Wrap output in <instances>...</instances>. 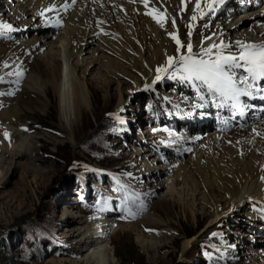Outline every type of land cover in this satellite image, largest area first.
Segmentation results:
<instances>
[{
    "label": "rangeland",
    "instance_id": "obj_1",
    "mask_svg": "<svg viewBox=\"0 0 264 264\" xmlns=\"http://www.w3.org/2000/svg\"><path fill=\"white\" fill-rule=\"evenodd\" d=\"M75 2L72 14L93 20L101 25L102 33L122 44L132 37L133 51L109 55L94 46L88 52L97 51L96 55H84L66 43L67 54L77 56L72 60L74 66L82 64L83 58L87 63L100 60L85 79L90 85V105L70 127L60 119L59 98L52 87L46 109L36 101L21 105L22 118L30 126L24 133V149L17 143L0 145V264H91L88 259L96 248L90 241L99 237L94 230L101 223L106 226L103 246L108 247L110 264H264L263 204L248 202L219 227H208L215 212L224 211L223 187L217 185L212 193L203 184L201 172L190 168L193 153L175 138L182 134L176 121L184 125V118L192 113L181 114L176 107L194 110L189 105L192 94H179L174 106L168 100L169 88L175 87L171 75L159 74L152 87L143 84L137 59L147 46L142 23L125 9L101 0ZM33 8L31 0H0V15L5 17L0 28L17 30L0 42L1 119L21 98L27 100L22 86L26 78L13 80L12 68L17 66L18 72L19 63L34 67L36 60L58 58L56 39L66 24L35 17ZM16 14L26 20L7 23L17 22L12 19ZM44 37L45 46L36 47L31 54L25 49L16 52L20 42ZM75 40L79 47L81 39L75 36ZM152 45L145 55L148 61L154 59ZM85 67L78 68L79 77ZM212 117L196 130L189 126L195 135L186 128L183 132L191 137L204 135L207 129V133L217 132L216 115L206 114L202 119ZM7 137L0 127V142ZM205 140L203 137L194 146L200 148ZM23 152L27 157H18ZM210 152L214 154L213 149ZM184 164L191 176L177 179ZM195 236L200 242H193L185 251L184 244Z\"/></svg>",
    "mask_w": 264,
    "mask_h": 264
},
{
    "label": "bare ground",
    "instance_id": "obj_2",
    "mask_svg": "<svg viewBox=\"0 0 264 264\" xmlns=\"http://www.w3.org/2000/svg\"><path fill=\"white\" fill-rule=\"evenodd\" d=\"M101 1L113 5L114 8L125 9L128 15L142 23L147 46L137 59L142 65L145 87H152L159 74L171 75L175 82L172 85L175 87L169 88L171 96L168 100L176 105L175 101L180 100L179 94H192L189 105L191 104L194 110L200 113L197 117L211 114L220 102H224L220 100L218 103H210L209 97H221L229 102L242 101L241 111L246 114L244 122L240 119L230 121L226 118V114L220 113L216 116L218 119L216 129L219 127L217 132L207 133L210 131L207 129L203 131L204 135L198 137H191L183 132L181 135H175L180 142L179 145L187 152L193 153L190 168L201 172L203 184L211 188L212 193L216 191L217 185L223 187L221 190L226 197L224 211L219 213L214 211L215 215L208 227L213 225L219 227L228 215L230 216L233 211L240 209L248 202L264 205V104L260 101L252 104L245 101L248 90L252 89L250 81L256 73L255 69L259 64H264V0H230L226 8L215 17H212L208 11V5H212V1L215 0ZM236 1L237 4H234ZM31 3L34 4L35 17L41 16L44 20L50 18V23L60 26L66 24V28L56 39L58 58L53 56L36 60L34 67L24 62L19 63L18 72L17 66L14 67L15 70L12 68L13 80L26 78L22 86L23 95L27 100L21 98L16 108L8 109L4 112L3 118H0V127L4 128L8 135L7 140L1 141L0 145L17 143L21 150L24 149V141L26 142L24 133L30 130L29 124L22 118L21 105H33L36 101L46 109L48 90L52 87L59 98L60 119L68 127L75 124L81 110L90 105V85L85 79L91 76L100 60L93 58L92 62L87 63L88 60L83 58L79 61L80 63L82 61V64L78 63L74 66L72 60L77 56L67 54V45H72L84 55L88 53L96 55L97 51L88 52L94 46H98L99 52H108L109 55H120V52L128 54L129 51H133L130 42L132 37L129 40L126 39L127 43L125 41L122 44L120 40L108 33H102L104 31L101 30V25H96L93 20L79 13L72 14L71 7L76 3L75 0H31ZM239 4H244L245 7L241 8ZM259 5L263 6L242 14ZM2 18L5 19L3 15H0V20ZM12 19L17 22L8 21L7 23L11 22L10 24L14 25L26 20V18L20 20L17 14ZM50 35L52 38L53 34ZM25 36L27 37V34ZM75 36L81 39L79 47ZM234 41H238V44L247 43V46L230 45ZM46 43L45 37L30 43L20 42L18 44L20 48L16 52L21 54L25 49L31 54L36 47L45 46ZM151 45L154 59L148 61L145 55ZM12 63L13 60L9 62V65ZM107 63L110 68L111 60L107 59ZM82 67L86 69L79 77L77 71ZM210 87H212L211 94H208L206 90ZM197 92L203 96H198ZM200 101L208 103L209 108L206 109ZM203 113L205 115H202ZM232 113L234 114V110ZM224 123H230V128L225 127ZM11 125H15L16 129L12 130ZM232 136L233 139H231ZM203 137L206 138L205 144L197 149L195 146ZM244 137L247 140H243ZM229 141L231 146L227 145ZM249 142L252 146H249ZM205 146L206 150H204ZM212 149L215 155L210 152ZM222 151L224 154L221 158H216ZM17 155L20 158L27 157L26 152H23V155ZM190 168L186 164L182 165L177 172V179L191 176ZM196 188L198 189V186ZM105 227L101 223L94 230L96 232L94 234H99V237L93 236L97 238L90 241V246L96 248L88 259L91 264L94 262L110 264L111 262L108 247L103 246ZM199 238L195 236L187 241L184 244V250H188L193 242H200ZM142 245L145 247V243Z\"/></svg>",
    "mask_w": 264,
    "mask_h": 264
}]
</instances>
